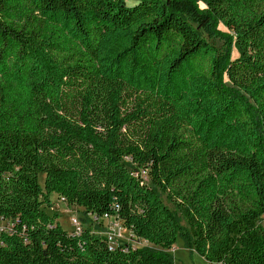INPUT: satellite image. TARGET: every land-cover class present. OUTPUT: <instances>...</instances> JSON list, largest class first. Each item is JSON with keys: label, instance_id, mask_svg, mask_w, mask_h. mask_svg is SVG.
<instances>
[{"label": "trees", "instance_id": "obj_1", "mask_svg": "<svg viewBox=\"0 0 264 264\" xmlns=\"http://www.w3.org/2000/svg\"><path fill=\"white\" fill-rule=\"evenodd\" d=\"M263 217L264 0H0V264H264Z\"/></svg>", "mask_w": 264, "mask_h": 264}, {"label": "rangeland", "instance_id": "obj_2", "mask_svg": "<svg viewBox=\"0 0 264 264\" xmlns=\"http://www.w3.org/2000/svg\"><path fill=\"white\" fill-rule=\"evenodd\" d=\"M136 3V0H127L128 6H133ZM235 54V53H234ZM42 180H43V175ZM39 176V177H40ZM41 180V179H40ZM52 200V208L56 210L59 214V223L67 231L72 232L73 227L71 225V219L75 218L77 219L82 226H84V214L82 212L81 208L78 207H68L66 203L59 200L56 195H51ZM49 212L51 210H48ZM261 224L264 227V217L261 221ZM1 227L3 225L1 224ZM117 237L115 242H127L131 244L132 246H144L148 245L143 240L135 239L133 238L129 232H125L123 229L119 228L117 229ZM169 252L172 254L174 258V264H210L208 261H206L204 258H202L200 255H198L195 252H191L190 250L186 249L183 245V242L181 239H178L176 244L169 250Z\"/></svg>", "mask_w": 264, "mask_h": 264}, {"label": "built area", "instance_id": "obj_3", "mask_svg": "<svg viewBox=\"0 0 264 264\" xmlns=\"http://www.w3.org/2000/svg\"><path fill=\"white\" fill-rule=\"evenodd\" d=\"M62 201V200H61ZM94 220H98L96 219L95 216H91ZM105 223V228L106 230L103 232V235L105 236V238L107 239L108 243L110 244H114L116 243V237H117V229L121 228L124 230L122 224L116 220L114 217H111L107 214L103 215L101 218ZM71 225L73 227V232L75 234H79L82 231V225L81 223L73 218L71 219Z\"/></svg>", "mask_w": 264, "mask_h": 264}, {"label": "crops", "instance_id": "obj_4", "mask_svg": "<svg viewBox=\"0 0 264 264\" xmlns=\"http://www.w3.org/2000/svg\"><path fill=\"white\" fill-rule=\"evenodd\" d=\"M103 223H104V226H105V223H106V222H104V221H103ZM105 229H106V228H105ZM124 231H125V232H128V231H127V230H125V229H124ZM129 234H130V233H129ZM130 235H131V234H130Z\"/></svg>", "mask_w": 264, "mask_h": 264}]
</instances>
